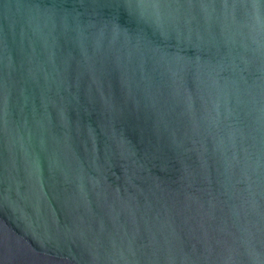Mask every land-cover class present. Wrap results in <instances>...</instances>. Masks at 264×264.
Masks as SVG:
<instances>
[{
    "label": "water",
    "instance_id": "95a60500",
    "mask_svg": "<svg viewBox=\"0 0 264 264\" xmlns=\"http://www.w3.org/2000/svg\"><path fill=\"white\" fill-rule=\"evenodd\" d=\"M0 264H264V0H0Z\"/></svg>",
    "mask_w": 264,
    "mask_h": 264
}]
</instances>
